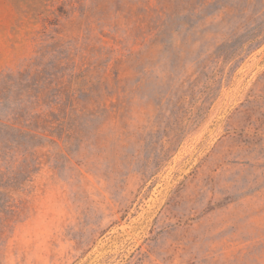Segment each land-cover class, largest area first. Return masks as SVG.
Segmentation results:
<instances>
[{"label":"rangeland","instance_id":"374dc122","mask_svg":"<svg viewBox=\"0 0 264 264\" xmlns=\"http://www.w3.org/2000/svg\"><path fill=\"white\" fill-rule=\"evenodd\" d=\"M0 264H264V0H0Z\"/></svg>","mask_w":264,"mask_h":264}]
</instances>
